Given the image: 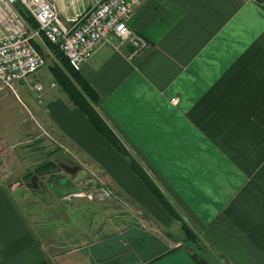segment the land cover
<instances>
[{"label":"crops","instance_id":"crops-1","mask_svg":"<svg viewBox=\"0 0 264 264\" xmlns=\"http://www.w3.org/2000/svg\"><path fill=\"white\" fill-rule=\"evenodd\" d=\"M51 1L64 21L97 0ZM128 25L145 47L102 43L78 72L197 241L67 94H47L33 135L79 165L76 191L21 201L36 185L0 159V264H264V0H139Z\"/></svg>","mask_w":264,"mask_h":264},{"label":"built area","instance_id":"built-area-1","mask_svg":"<svg viewBox=\"0 0 264 264\" xmlns=\"http://www.w3.org/2000/svg\"><path fill=\"white\" fill-rule=\"evenodd\" d=\"M138 4L139 0H97L63 21L51 0H0V90L43 66L45 57L33 44L40 34L60 49L76 71L102 43L114 40L115 48L124 43L135 50L145 47V38L128 25ZM19 7L34 18L36 29L27 25ZM33 89L39 93L43 86L35 83Z\"/></svg>","mask_w":264,"mask_h":264},{"label":"rangeland","instance_id":"rangeland-1","mask_svg":"<svg viewBox=\"0 0 264 264\" xmlns=\"http://www.w3.org/2000/svg\"><path fill=\"white\" fill-rule=\"evenodd\" d=\"M37 42L41 44V52L45 57V63L43 66L27 75L22 80L16 81L11 86H5L0 90V159L5 161L6 159H9L11 161V172L9 170L8 172L10 174L12 173V176L15 175V172H18V175L21 174V177L24 176L28 171L34 170L43 163L51 160L52 157L60 151L58 146L52 142V139L42 131L39 132L40 135H33L34 132L38 130L37 124L42 123L38 111L45 108L46 95L49 94L56 97V94H60L61 96H65L66 94L50 69V67L57 62L56 59H54V56L48 52L41 38L38 37ZM51 80H54V87L49 86ZM35 83H40L43 86V90L39 93H36L33 90V85ZM37 98H41V102H38ZM53 139L59 141L57 138ZM62 139V143L64 144L66 139L64 137H62ZM65 147L72 151V154L77 160L83 162V152L78 151L72 146ZM86 164H90L91 166L96 165V167L98 166L92 162ZM82 173H84V171H82ZM34 174H30L25 178V187H27L28 184L31 186L36 185L34 189L38 191L35 192L31 189L33 193L30 192L31 194H26L25 199L21 201L34 203L35 201L42 202L43 200L44 202V199H46L44 192L48 193L49 190H53L52 198L54 202L57 204L61 202L66 203L67 200L72 198L69 194L72 191H76L73 189L75 188V185L72 187L71 183L69 184V182H72L69 178H59L55 182L47 183L42 176V180L36 179L33 182L32 180H29V178L35 176ZM107 179L111 182L110 177L107 176L106 180ZM64 183L65 185H63ZM28 188L30 189L29 186ZM23 190L24 188L20 187L18 190L12 192L11 194L13 198L17 199L18 195L23 193ZM91 191L92 188L86 193L88 194V192ZM58 195L60 197L66 196L64 198H69L70 196V198L62 201L61 199H58ZM55 196L58 198L55 199ZM81 227L82 226L79 224V228ZM172 228L173 227H166V230L171 231Z\"/></svg>","mask_w":264,"mask_h":264},{"label":"trees","instance_id":"trees-1","mask_svg":"<svg viewBox=\"0 0 264 264\" xmlns=\"http://www.w3.org/2000/svg\"><path fill=\"white\" fill-rule=\"evenodd\" d=\"M19 10L22 13L27 25L31 29H36L38 25L34 18L22 7H19ZM41 39L48 52L52 56H54V59H56L57 61L50 67V69L52 71V74L55 76L57 82L60 84L62 90L68 95L72 103L88 118L91 124L106 138L110 145L118 153L125 156L129 160V164L133 172L139 177V179L153 194L157 201L163 206V208L171 215V217L180 222L181 229L184 233V240L196 242V234L181 219L179 214L175 211L170 202L167 200L161 190L157 187V185L153 182V180L149 177L143 167L134 159L128 149L123 146L119 139L103 122L94 107V104L97 101V94L93 90V88L88 84V82L78 71L74 70L69 65L66 56L60 51V49L56 45L52 44L44 36H41ZM33 44L41 52V44L39 42H36L35 40H33ZM193 257L195 258L198 264H211L205 258L199 256L196 253H193Z\"/></svg>","mask_w":264,"mask_h":264},{"label":"flooded vegetation","instance_id":"flooded-vegetation-1","mask_svg":"<svg viewBox=\"0 0 264 264\" xmlns=\"http://www.w3.org/2000/svg\"><path fill=\"white\" fill-rule=\"evenodd\" d=\"M59 153L61 152H58L56 155H58ZM64 161L66 162H62V161L57 162L56 163L57 166L50 165L48 168L43 169L40 174L33 173L35 176L30 177L29 180H32L34 182L36 179L40 180L41 177L43 176V178H45L44 181L49 183V182H55L59 178H66V179L70 178L76 171L79 170V165L77 166L76 164L71 163L68 160H64Z\"/></svg>","mask_w":264,"mask_h":264},{"label":"water","instance_id":"water-1","mask_svg":"<svg viewBox=\"0 0 264 264\" xmlns=\"http://www.w3.org/2000/svg\"><path fill=\"white\" fill-rule=\"evenodd\" d=\"M68 160L71 163H74L73 158L66 152H61L58 155L54 156L51 160L43 163L42 165L38 166L37 168H35L34 170H31L29 172H27L24 176H22V178L20 180H25V178L28 177V175L36 173V174H40L41 171L45 168H48L50 165H56L57 162H66L64 160ZM57 166V165H56ZM85 173V172H84ZM74 175V174H73ZM72 175V176H73ZM71 176V177H72Z\"/></svg>","mask_w":264,"mask_h":264}]
</instances>
